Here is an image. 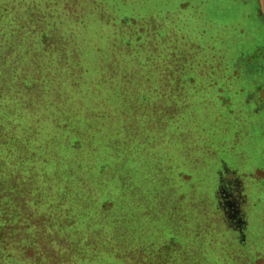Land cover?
<instances>
[{
  "label": "rangeland",
  "instance_id": "374dc122",
  "mask_svg": "<svg viewBox=\"0 0 264 264\" xmlns=\"http://www.w3.org/2000/svg\"><path fill=\"white\" fill-rule=\"evenodd\" d=\"M3 185L38 264H264V0H0Z\"/></svg>",
  "mask_w": 264,
  "mask_h": 264
},
{
  "label": "trees",
  "instance_id": "16d2710c",
  "mask_svg": "<svg viewBox=\"0 0 264 264\" xmlns=\"http://www.w3.org/2000/svg\"><path fill=\"white\" fill-rule=\"evenodd\" d=\"M4 2L9 5L13 3L14 0H4ZM98 104L103 105L102 101H98ZM99 168H102V172H103L106 169L105 163L100 165ZM20 194H18L14 188L9 187L7 185L0 186V261L6 258L8 260L12 258L15 248L18 246L19 247L18 250L20 253L18 258L20 259V261L25 262L31 258L32 261L30 260L28 264H38L39 262L42 261V255L39 254L36 251V249L33 248L32 245L21 244V242L20 244L17 245V242H16V239L19 241L21 240V236H20L21 233L24 231H27L28 228L39 227L38 218H35L30 221L29 219H27V221H25L26 219L21 217L19 219L23 220L22 223L16 220V207H17L16 204L21 203V206H26V203H27L26 193L21 192ZM63 209H65L64 212H63ZM60 211L63 214V219H60V215L56 211L54 212L50 211V213L46 215V218H43V220H45L46 224L48 225H50L51 219L69 222L71 219V218L69 219V216L71 215L69 213L70 209H66L62 205V209H60ZM14 227L15 228L17 227V230H15ZM170 241L177 243V241L173 238L169 239L168 241H164L162 246H164V248L165 246H167L168 247L167 250H169L170 248V245H169ZM174 251H177V247L174 248L172 251L168 252V254H172V252ZM136 258L145 259V257H140L139 255H136ZM51 263L55 264L57 262L54 261ZM158 263L159 261L158 262L157 261H154V262L146 261L144 264H158ZM3 264H5V262Z\"/></svg>",
  "mask_w": 264,
  "mask_h": 264
}]
</instances>
